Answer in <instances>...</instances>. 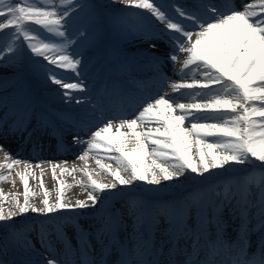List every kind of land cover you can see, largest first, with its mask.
Here are the masks:
<instances>
[{"label": "snow or ice", "instance_id": "snow-or-ice-1", "mask_svg": "<svg viewBox=\"0 0 264 264\" xmlns=\"http://www.w3.org/2000/svg\"><path fill=\"white\" fill-rule=\"evenodd\" d=\"M122 3L147 10L155 19L152 28L171 45L167 59L173 67L181 65V81L190 75L192 82L169 85L171 78L161 75L158 98H146L133 118H105L93 126L94 130L85 124L81 131H87L89 138L73 137V143L83 147L78 159L87 163L89 154L94 153L116 162L113 168L96 160L100 170L113 177L111 183L93 179L85 167L81 171L91 189L87 200L65 203L64 191L71 185L60 180L59 199L51 203L45 189L43 207H36L29 200L34 193L29 188L31 173L26 170L19 173L24 185L23 204L17 196L12 197L18 213L31 210L48 220L68 221L76 229L74 248L63 226L56 225V238L64 245V253L59 260L47 259L46 264H109L107 257L113 252L117 254L113 264H264V0H248L240 8L217 6L211 0H196L188 7L164 0ZM83 7L80 0H59L58 4L55 0H0V30H9L0 32V60L5 51L12 58L26 48L40 58L36 63L44 61L52 66L44 68L45 75L64 89L62 95L81 103L73 92L86 91L83 81L65 82L66 77L58 78L54 69H71L76 77L81 75V60L69 48L74 43L71 18ZM145 34L155 39L151 33ZM151 47L156 49L158 44L153 42ZM180 53L186 54L183 61L178 58ZM152 60L156 66L160 64L158 57ZM166 86L172 88V95L162 93ZM183 99L202 102H178ZM114 119L119 120L115 134ZM186 121L188 128L183 127ZM125 128L127 132L122 131ZM12 130L24 131L23 121ZM193 147L198 150V159L192 155ZM149 155L154 157L151 164L147 163ZM19 163L16 160L0 167L10 171ZM240 166L251 167L247 174L232 177ZM58 167L52 165L54 179H58ZM213 170L226 178L181 199L131 201L132 233L126 241L119 238L121 232H127L121 215H109L101 227L89 232L75 223V217L64 214L95 208L116 190L117 183L125 187L133 182L159 186L161 180L179 181L186 174L207 180L206 174L213 175ZM61 172L70 174L68 168H61ZM7 178L0 175V181ZM0 198L7 200L8 196L0 190ZM57 212L59 215H52ZM16 215V211L6 213L0 207V221ZM229 227L236 232L234 240L228 237ZM253 231L259 238L257 251L250 252ZM46 237L42 229L41 243L54 253ZM93 237L100 247L98 255L91 243ZM74 256L78 260L73 261Z\"/></svg>", "mask_w": 264, "mask_h": 264}, {"label": "bare ground", "instance_id": "bare-ground-1", "mask_svg": "<svg viewBox=\"0 0 264 264\" xmlns=\"http://www.w3.org/2000/svg\"><path fill=\"white\" fill-rule=\"evenodd\" d=\"M212 3L221 6L227 7L230 5H234L237 8H240L243 3L248 2V0H227L225 3L221 2V0H211ZM196 1L189 0H171L172 5H183V6H191ZM58 4V2H55ZM122 4L121 0L115 1L116 6H120ZM130 12L136 13L141 12L145 13L149 18H143L146 21H153L157 23L150 14L147 13V10L136 9L134 7H127ZM138 12V13H139ZM57 15H59L57 13ZM128 21V19H127ZM145 23V22H144ZM148 25V24H147ZM146 26V25H145ZM134 25L130 22L125 24V28L122 32L119 33L118 37L114 36L112 32H110L112 43L108 44L107 49L100 50V47L96 44L94 46H81L73 43L69 48V51H72L76 54V58L81 60V65L78 66V70H81V75L76 77L71 69H58L56 73H62L66 79H73L74 82L77 80L82 81H92V84L102 83L100 90V94L104 97L103 106L106 109H103L100 106L101 95L96 91L95 88L87 87L85 92L74 91L73 96L77 99L81 100V103H76L73 101H67V105L78 106L80 111L82 112V116L79 118L77 114H71L72 116H66L68 119L76 118V127L80 128L79 130L73 129V133L63 134L62 140L56 139L55 137L48 136L46 134H42L39 132V128L34 125V129H30L24 127V131L16 132L13 131L16 126H12V123L9 120L0 119V146H2V150H0V165H5L6 163H12L13 161L19 160V164H14L13 168L9 171L6 167H0V175H4L8 177L4 181H0V190L3 191L4 194L10 198V211H15L16 206L13 201V196L21 197L20 203L23 204L24 201V185L20 180L19 173L25 172L26 170L31 174L28 176L29 180V188L34 195L29 197L30 203L32 205L42 204L44 199V190L47 189L49 193V200L53 202L54 195L56 197L60 196V184L59 181H64L65 185H71V187H66L64 191L65 201L68 203H75L77 200H83L87 197L84 195L87 184V176L84 174L81 169L87 167V170L93 173V179H97L99 181L105 183H111L113 181V177L108 175L106 172L101 171L98 167L96 160L93 159L92 155L94 153H90L87 159V163L83 160L78 159L79 155L83 154V147L81 145H77L73 143V137L79 135L82 139L87 140L89 138V134L87 131H81V128L84 127L85 124L89 128H93V126H97L101 124V121L105 120V118H115L120 116H126L127 118H133L135 113L140 109V106L148 97H156L160 94V76L170 77L168 80V84L170 85L173 82H187L191 83L193 77L186 76L187 80L181 81L179 72L181 65L177 64L176 69H173L172 62L167 59V56L160 53H150L147 51H134L130 50L135 46L141 44L142 42L149 43H157L159 47L163 48V50H171V45L165 41L159 34L153 33V28L148 27V29L144 30V33H151L155 39H150L148 35H143L141 38H127L124 36V33L128 29H133ZM147 28V27H146ZM125 50L129 52V56L122 55L125 60H122V64L120 66L121 69L116 71L107 69L103 74V70H101V64L105 60L103 56L109 53L116 52L117 49ZM26 55V54H24ZM186 54L180 53L179 60L183 61L185 59ZM152 57H158L160 60V64L156 66L152 60ZM19 61L17 59H14ZM14 60H10L9 58H4L0 60V74L5 72V70L10 71L15 64ZM138 62L139 65H134L132 63ZM20 66V64H19ZM194 67V66H190ZM29 71V70H28ZM31 74V73H30ZM19 74H14L8 79L13 80ZM35 77V80L41 82V78L38 75H32ZM102 76V77H101ZM138 78L140 82L136 83L134 81L128 83L129 85H119L116 81L117 79L129 80L133 78ZM140 77V78H139ZM4 78V76H0V79ZM47 77H44V79ZM87 78V79H86ZM199 79L200 77H196ZM86 79V80H85ZM66 82V80H65ZM68 82V81H67ZM45 87V86H44ZM61 88L59 85L52 84L48 86V88ZM41 89V87L39 86ZM44 89V88H43ZM42 89V90H43ZM199 89L194 90H186L181 89V92L187 91H198ZM162 93H166L169 95L173 94V90L171 87H164L162 89ZM150 102V101H149ZM178 102L182 103H194V102H202V101H194L191 99H183ZM122 106V107H121ZM133 108V110L129 113L127 111L128 108ZM35 112V111H33ZM102 113V119L98 121L94 119V117L98 114ZM36 121L38 122L40 119H44L41 114H35ZM51 120V117H48ZM93 122V123H92ZM119 123L118 119H114V134L116 125ZM37 123V125H39ZM52 123H48L51 125ZM61 124H64L61 121L56 122V126L60 127ZM94 130V128H93ZM139 130V129H138ZM30 131V133H28ZM55 133V130H51ZM122 131L127 132L128 129H122ZM55 136V135H54ZM72 141V142H71ZM70 142V143H68ZM28 144V147L26 146ZM39 149L38 151L33 150ZM198 152V150H197ZM7 153V158H6ZM101 159V163L106 165H111L113 168L117 167V164L114 160L106 158L103 154L97 156ZM154 157L149 155L147 157V163L151 164ZM59 165L56 169V176L58 179H54L52 175V165ZM259 164V162H257ZM39 165V167H37ZM27 166V169H26ZM251 166L245 167L240 166L238 172L232 173V177L243 176L248 173ZM61 168H68L70 170L69 173L61 172ZM77 169L75 172H71L72 169ZM127 177L128 173H124ZM207 176V180H202L201 178L195 176L194 174H186V176L180 177L179 181L173 180L171 182H166L168 187H173L178 194V197H181L182 194H187L192 190L197 188L205 187L209 184L219 183L221 180L225 179V175L217 170H213V175ZM41 179L43 180L44 187H41ZM83 181L84 183H80ZM148 184L146 182H133V185L130 187H125L119 185L117 183L116 190L111 191L108 194L109 196H114L119 194L118 192L128 191L129 195H139L141 194V190L146 188ZM161 185V184H160ZM159 185V186H160ZM157 186V187H159ZM89 189V188H87ZM40 196V197H39ZM125 197L120 196L119 201ZM163 199H171L172 196L170 194L161 195ZM227 215V213H226ZM43 216V215H42ZM41 217V216H39ZM44 217V216H43ZM130 219L131 223L127 226V232H121L119 238L121 240L127 239L128 235L132 233V219L131 216L127 217ZM26 222L28 225L33 223V218H29ZM254 223V222H253ZM27 234H29L32 240H29L30 252L27 254H19L15 257L13 254L3 253L4 264H46L47 259L56 258L59 260L64 253V245L57 240L56 234H52L51 242L55 249V252H49L46 248V245L42 244L41 241L38 240V237L34 230L28 227ZM228 237L232 240L236 238V232L233 231L232 227L227 229ZM259 233L253 231L250 233V241L251 247L249 248L250 252L257 251V243H258ZM47 240L49 238L46 237ZM157 239H159V233H157ZM91 243L93 248L95 249V253L98 255L100 252V247L97 245L96 239L91 238ZM74 248L76 247V242L72 245ZM73 261L78 260V257H71ZM117 259V254L113 252L111 255L107 257L109 264H113V262ZM19 261V263L17 262Z\"/></svg>", "mask_w": 264, "mask_h": 264}, {"label": "rangeland", "instance_id": "rangeland-1", "mask_svg": "<svg viewBox=\"0 0 264 264\" xmlns=\"http://www.w3.org/2000/svg\"><path fill=\"white\" fill-rule=\"evenodd\" d=\"M115 1L117 0H80V3L84 5L82 9H78L77 12L72 16L71 18V27L70 31L72 33V39L74 40V43L76 45L81 46H94L98 45L100 47V50H105L107 48L108 40L105 39V35L107 32H112L114 36L118 37L119 33L122 32L125 28V24L127 22H130L132 25H134L133 29H128L124 36L127 38H141V36L145 35L144 30L148 29V27H151L150 23L148 21L142 19L140 16H145V13L136 12L132 13L128 9H126L128 6L125 4H120V6L115 5ZM122 1V0H121ZM193 1V0H189ZM55 2L59 3V0H55ZM165 3L172 5L171 0H164ZM213 2V1H212ZM115 12V14H114ZM139 14V15H137ZM58 17V15H57ZM128 19V21H127ZM145 22V23H144ZM148 24V25H147ZM146 25V26H145ZM42 27V26H37ZM147 27V28H146ZM9 30H0V32H7ZM158 31L153 30V33H157ZM158 34V33H157ZM33 35H35L33 33ZM165 38V37H163ZM167 39V38H165ZM47 42V41H46ZM62 42V41H58ZM19 43V41H18ZM112 43V42H111ZM146 42H142L141 44L135 46L134 48H131L130 50L139 51L143 49V46ZM73 45V44H72ZM145 47V46H144ZM122 53H127L125 50L117 49L116 52L109 53L111 56H117L122 55ZM28 57V60L25 59V55ZM4 58H9L10 60L17 59L19 61H12L15 64L19 63L17 65H14L10 71L5 70L0 76H4L7 78L5 81L0 82V92L1 90H4L9 87V89L14 90L17 89V83L20 82L22 85L23 82L19 80H23L25 75L22 74L18 78H14L13 80L8 79L9 77L13 76L14 74H18L21 72V65H28L29 70L33 73V75H38L39 78H41V82L39 83L41 86H45V93L46 95H49V99L53 101L54 103H58V107L63 110V113L67 114L69 113V110H74L76 112H81L80 108L78 106L73 105H67V101H69L66 97L62 95L64 89L62 88H48V86H51L53 83L48 79L45 78V67H52L51 65H48L47 62L40 61V63H36L37 60H40L38 57H34L33 54L26 48L22 49L19 53L18 57H11V54H8L6 51L3 53ZM105 58V55L103 56ZM123 60V57H121ZM173 69H176V66L173 67ZM55 72L58 70L54 69ZM57 76H63L62 73H57ZM66 82H74L73 79H65ZM184 80H187L185 77ZM87 81H83L84 85L86 86V89L89 85V87H93L96 89V91H99L100 86L98 83L93 84H87ZM19 84V85H20ZM25 85V84H24ZM26 91L24 93H27L29 90L28 83H26ZM20 89L18 87L16 93L20 92ZM17 95V94H16ZM75 97V96H74ZM13 106L15 108L23 107L24 104H22L19 99H13ZM48 101V100H47ZM29 104L30 101H27ZM66 109V110H65ZM63 113H59L63 116ZM175 115H180L179 112L174 113ZM98 115V114H97ZM98 117V116H95ZM99 118V117H98ZM257 119H259L257 117ZM211 122V121H210ZM183 127L188 128L189 124L187 121L183 125ZM114 134V130H113ZM192 155L198 159V152L195 147L192 149ZM93 159H101L97 156L92 155ZM89 188V187H87ZM90 191L91 189H87ZM88 191L84 193V195L88 196ZM193 191V190H192ZM190 191V192H192ZM189 192V193H190ZM119 194L114 196H107V199H104L103 203H98L95 208L89 207L83 210L77 209L76 213L82 217L83 223L79 226L83 228L85 231L94 232L95 229L102 226V221L106 218V215L103 217L102 220L95 221L90 220L91 216H95L96 214H102L105 209V213H107V217L109 215L115 216V215H121L123 217L124 223L128 226L129 223H131L130 219L127 217L130 216L128 213V208L130 206V202L134 200H142L145 198H150L157 201H173L181 199L187 194H182L181 197H178V194L176 190L173 187H168L165 181L161 180V185L159 187L153 186V185H147L146 188L141 190V194L139 195H132L128 193V191L118 192ZM170 194L172 196L171 199H163L161 198V195ZM120 196L125 197L119 201ZM40 197V196H39ZM18 199L21 200V197L18 196ZM59 197L54 195L53 202L55 203ZM65 200V198H64ZM83 200H87L83 199ZM10 198L7 200H4L0 198V207H3L4 211L7 213L10 211ZM65 203H68L65 201ZM89 204H91V201H88ZM69 204H75V203H69ZM36 207H43V204L39 203L38 205H35ZM17 212V215L14 217H11L7 220L0 221V260H4L3 253H11L15 255V257L20 254H27L30 252L31 248L29 244V240H32L31 236L27 234L28 227L34 230L36 233L38 240L41 241V231L42 229L47 232V238L51 241V235L55 234L56 225H62L64 232L67 234V238L69 240H76V229L72 226V224L68 221H60V220H48L46 216L38 215L36 213H33L31 210H29L28 213L20 214L18 213V210H15ZM70 212H65V216H71L68 215ZM93 214V215H92ZM53 216L59 215V212L52 214ZM41 216V217H39ZM29 218H33V223H30L28 225L26 222ZM132 219V217H131ZM43 222V223H42ZM7 231H9L10 234L7 235ZM120 235V234H119ZM19 263V261L17 260Z\"/></svg>", "mask_w": 264, "mask_h": 264}]
</instances>
